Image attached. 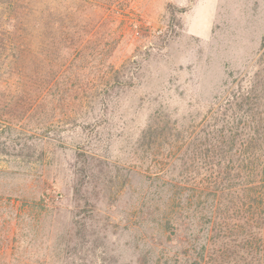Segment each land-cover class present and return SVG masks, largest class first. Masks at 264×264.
<instances>
[{"label":"rangeland","instance_id":"obj_1","mask_svg":"<svg viewBox=\"0 0 264 264\" xmlns=\"http://www.w3.org/2000/svg\"><path fill=\"white\" fill-rule=\"evenodd\" d=\"M28 1L0 61V264L153 261L190 121L264 103V0Z\"/></svg>","mask_w":264,"mask_h":264},{"label":"trees","instance_id":"obj_2","mask_svg":"<svg viewBox=\"0 0 264 264\" xmlns=\"http://www.w3.org/2000/svg\"><path fill=\"white\" fill-rule=\"evenodd\" d=\"M29 4L0 0V61L19 49ZM186 134L161 218L173 245L161 243L157 259L146 254L139 264H264V103L256 89L211 107ZM83 235L85 243L92 236Z\"/></svg>","mask_w":264,"mask_h":264}]
</instances>
